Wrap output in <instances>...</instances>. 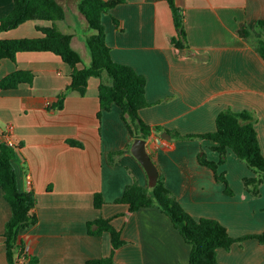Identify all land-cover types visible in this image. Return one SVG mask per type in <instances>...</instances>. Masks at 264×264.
<instances>
[{"label":"crops","instance_id":"crops-1","mask_svg":"<svg viewBox=\"0 0 264 264\" xmlns=\"http://www.w3.org/2000/svg\"><path fill=\"white\" fill-rule=\"evenodd\" d=\"M66 8V18L57 27L73 34V45L91 63L86 43L90 32L81 0H58ZM185 11L189 48H178L175 18L168 0H126L104 14L107 42L117 62L133 66L147 77L146 95L151 105L140 110L149 124L162 125L182 134H201L217 129L219 113L232 108L255 110L257 129L264 153V56L257 49L264 39V0H177ZM14 7V0H0V19ZM115 18L119 20L116 24ZM78 22L87 30L78 35ZM53 22L35 19L9 30L2 38L38 37L37 28ZM242 24L251 30L241 35ZM17 69L35 74L33 83L0 89V134L18 144L14 159L19 186L35 190L38 221L24 228L20 238L38 264H87L94 258L112 254L111 233L90 232L89 222L113 218L126 243L114 254L115 264H190L192 246L172 219L158 206L131 211L129 204L117 202L128 185L137 180L150 186L147 170L131 151L114 163L111 151L134 143L133 135L114 103L101 110L99 85L92 77L86 95L77 91L66 98L62 109H52L59 93L72 80V67L51 51H24L17 61L2 60L0 82ZM163 132H168L164 130ZM154 131L147 139L170 190L194 217L220 220L234 237L264 233V183L254 196L244 183L256 173L230 150L219 171L226 176L234 194L225 190L214 170L200 161H219V151L208 138H172ZM74 139L83 146L72 145ZM31 177V178H30ZM106 202L95 206V194ZM12 207L0 185V264H9L6 223ZM224 264H264V242L247 238L230 250L220 248Z\"/></svg>","mask_w":264,"mask_h":264},{"label":"trees","instance_id":"trees-1","mask_svg":"<svg viewBox=\"0 0 264 264\" xmlns=\"http://www.w3.org/2000/svg\"><path fill=\"white\" fill-rule=\"evenodd\" d=\"M126 0H81L79 9L86 16L90 32L86 36V43L91 53V63L80 67L84 63L82 53L73 45V34L60 30L57 21L66 18V8L58 0H14L12 11L0 19V30H9L22 23L35 19L52 21L49 26L37 28L43 35L38 37L2 38L0 39V65L2 60L10 58L17 61L18 53L24 51H51L62 57L72 67L71 83L63 89L58 100L51 105L52 109H62L66 98L71 92L77 91L86 95L92 77L101 79L99 96L101 110L98 117L101 120L106 110H111L114 103L122 108V116L128 125L133 140L136 138L149 139L154 131L161 133L164 130L172 133L176 138H208L215 144L213 148L220 153L219 161L208 160L206 154L200 156L201 163L210 166L217 180L225 185L229 194H234L226 176L219 171L220 164L228 159L230 150L237 153L239 158L252 168L256 176L245 177L244 183L254 196L260 195L261 185L264 183V153L257 129L258 115L255 110H234L226 108L217 117V129L201 134H182L162 125L147 123L141 116L140 110L151 105L147 99V77L138 72L133 66L114 60L111 47L107 42V30L104 23V14L116 5ZM172 8L178 36L172 37V42L178 48H189V40L185 25L186 15L177 0H168ZM116 24L119 20L115 18ZM260 25L264 20H260ZM240 33L250 38L251 30L247 24H242ZM257 49L264 56V39L260 40ZM35 74L26 69H17L0 82V89L17 88L21 83H33ZM72 145L83 146V143L70 139ZM132 143L124 149L111 151L107 154L108 160L114 163L126 151H131ZM152 159L159 169V178L155 186H143L137 180L128 185L123 196L117 202L129 204L131 211L143 207L158 206L174 223L175 227L191 244L190 264H224L218 257L220 248L230 250L234 243L242 242L247 238H257L264 242V233L247 234L234 237L228 228L218 219L212 217H194L182 205L177 196L170 190L165 176L153 153ZM17 148L8 144L5 135L0 134V185L4 195L12 207V215L6 223L4 236L9 264H38L37 255H29L20 238L22 229L35 224L38 217L35 209L38 198L34 189L24 191L20 188L18 175L14 165ZM106 199L101 192L95 194V206L101 208ZM113 218H98L89 222L90 232L101 235L109 231L112 237L113 250L108 257L88 260L87 264H115L116 250L126 243L122 230L112 223Z\"/></svg>","mask_w":264,"mask_h":264},{"label":"water","instance_id":"water-1","mask_svg":"<svg viewBox=\"0 0 264 264\" xmlns=\"http://www.w3.org/2000/svg\"><path fill=\"white\" fill-rule=\"evenodd\" d=\"M162 136L168 139L172 138L168 132H163ZM132 152L147 170L150 178V186H155L159 178V169L147 148V140L144 138H136L132 145Z\"/></svg>","mask_w":264,"mask_h":264},{"label":"rangeland","instance_id":"rangeland-1","mask_svg":"<svg viewBox=\"0 0 264 264\" xmlns=\"http://www.w3.org/2000/svg\"><path fill=\"white\" fill-rule=\"evenodd\" d=\"M74 27L77 29L78 31V35H86L87 34V30L84 29L78 22L75 23ZM244 162V161H243ZM250 168V167H249ZM252 169V168H250ZM253 170V169H252ZM254 171V170H253ZM255 172V171H254Z\"/></svg>","mask_w":264,"mask_h":264},{"label":"built area","instance_id":"built-area-1","mask_svg":"<svg viewBox=\"0 0 264 264\" xmlns=\"http://www.w3.org/2000/svg\"><path fill=\"white\" fill-rule=\"evenodd\" d=\"M5 140L8 142L9 145H11L13 147H16V148L18 147V144L16 143V141L14 139H12V138H5ZM20 262H21V264H24L25 258L22 257L20 259Z\"/></svg>","mask_w":264,"mask_h":264}]
</instances>
